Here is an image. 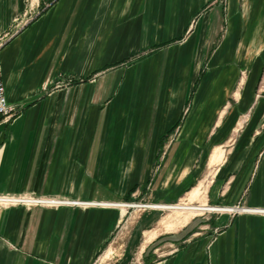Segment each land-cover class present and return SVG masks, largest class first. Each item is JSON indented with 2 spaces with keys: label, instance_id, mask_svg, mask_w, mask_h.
<instances>
[{
  "label": "crops",
  "instance_id": "0c3cea01",
  "mask_svg": "<svg viewBox=\"0 0 264 264\" xmlns=\"http://www.w3.org/2000/svg\"><path fill=\"white\" fill-rule=\"evenodd\" d=\"M0 63V193L234 207L0 205V264H264V0H0Z\"/></svg>",
  "mask_w": 264,
  "mask_h": 264
},
{
  "label": "rangeland",
  "instance_id": "374dc122",
  "mask_svg": "<svg viewBox=\"0 0 264 264\" xmlns=\"http://www.w3.org/2000/svg\"><path fill=\"white\" fill-rule=\"evenodd\" d=\"M129 201L130 202L134 201V202L140 203V200H129ZM174 202H179V201H174ZM174 202H169V203H174ZM141 203H146V202H141ZM185 204H188V203H185ZM192 206H194V205H192ZM133 207H134L136 215H137L139 212H142L144 209H148L149 206H142L141 205V206H133ZM160 212H161L160 216L163 219L162 224L159 225V224H157L158 222L156 221L152 225V227H158L159 230L165 231L163 235H167V237H169V238L175 237V235L179 236L182 233H186L189 230V232L186 233L183 236V238H186V235L189 234L190 231H191V229H190L191 225L196 221V219H198V218L201 219L202 218L203 220L204 219L207 220V219H210L216 213L215 210H209V211L205 210L203 212L195 211L193 213H190V212H186V211L183 212V210H173V209H171V210L170 209H162V210H160ZM193 214H195V219L194 218L193 219L189 218V220L187 222H185L183 225H179V226H176V227L169 226V228H167L165 226V225H168V224L171 225V224L175 223L177 221L178 216L179 217H181V216L189 217L190 215H193ZM201 222H203V221H201ZM165 229H167V230H165ZM122 230H124L125 233H126V228H123ZM141 242H142L141 240L139 242H137L136 251H138ZM184 242H186V240H184ZM155 243L156 242H154V241L152 242L151 241V242H149L147 244V246L145 248L149 252L147 258H145V259L143 258V260H142V258L129 259V260H131L129 264H150L151 262L158 261L159 258H162V259L166 260V256L167 255L158 257L156 254L157 253H161V252L163 253V252L169 251L170 249H172V246H161V247H159L160 249L157 252H152V249L154 248ZM119 244H121V245H119ZM123 245H124V243H122V241H120V242H111L109 245L104 247L101 251H99L95 255V258L93 260V264H107L108 262L111 264L112 263L111 261H113L115 258L120 260V257H121L120 254L123 253V250H122ZM109 246H113V247L115 246V247L112 249ZM148 247H149V250H148ZM167 260H169V259H167ZM114 263H116V262H114ZM126 264H128V263H126ZM174 264H175V262H174Z\"/></svg>",
  "mask_w": 264,
  "mask_h": 264
},
{
  "label": "built area",
  "instance_id": "2783aa9c",
  "mask_svg": "<svg viewBox=\"0 0 264 264\" xmlns=\"http://www.w3.org/2000/svg\"><path fill=\"white\" fill-rule=\"evenodd\" d=\"M16 105L10 102L5 93V86L1 79V63H0V121L7 120L15 114ZM61 199L60 197H53L47 195H38L34 193H0V205H12V204H23V205H56L52 199ZM64 201V200H62ZM123 204L132 206V204H141L134 201H121ZM141 206V205H139ZM145 206V205H143ZM251 208V207H244ZM264 210V208H260Z\"/></svg>",
  "mask_w": 264,
  "mask_h": 264
},
{
  "label": "bare ground",
  "instance_id": "6f19581e",
  "mask_svg": "<svg viewBox=\"0 0 264 264\" xmlns=\"http://www.w3.org/2000/svg\"><path fill=\"white\" fill-rule=\"evenodd\" d=\"M54 200L53 203L61 204V203H72V204H102V205H119V206H128L127 204H123L121 202L115 203V202H82V201H68L64 199H52ZM64 200V201H62ZM139 205H145V206H152L157 207L160 209H173V210H183L186 212L193 213L195 211H209V210H234L232 206H218V205H208V204H185L183 201L175 202V203H162V204H132V206H139ZM194 205V206H192ZM246 210L253 211V212H264V210H260V208H245ZM197 213V212H196Z\"/></svg>",
  "mask_w": 264,
  "mask_h": 264
}]
</instances>
